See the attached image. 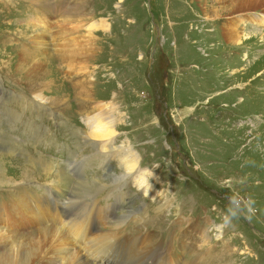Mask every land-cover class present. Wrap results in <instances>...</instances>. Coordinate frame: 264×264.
<instances>
[{
  "label": "rangeland",
  "instance_id": "1",
  "mask_svg": "<svg viewBox=\"0 0 264 264\" xmlns=\"http://www.w3.org/2000/svg\"><path fill=\"white\" fill-rule=\"evenodd\" d=\"M259 19L264 0H0V230L27 240L45 228L23 197L12 202L18 193L42 198L53 188L81 217L83 203L122 204L127 190L125 207L92 227L116 213L136 238L154 232L141 247L151 259H130L148 237H128L107 250L113 264H158L166 254L165 264H264ZM34 83L45 84V99ZM101 112L114 116L112 147L127 143L138 159L119 188L121 156L106 161L114 153L90 140ZM83 160L76 178L67 163ZM83 179L105 187L72 202ZM7 205L12 223L1 218ZM6 223L35 228L17 234Z\"/></svg>",
  "mask_w": 264,
  "mask_h": 264
},
{
  "label": "bare ground",
  "instance_id": "2",
  "mask_svg": "<svg viewBox=\"0 0 264 264\" xmlns=\"http://www.w3.org/2000/svg\"><path fill=\"white\" fill-rule=\"evenodd\" d=\"M73 10H75V9H73ZM263 22H264V20L259 19L257 24H262ZM64 32H66V30L63 31V32H61V31L59 32L60 38H64L63 37V36H65ZM66 45L67 44H63V45H61L62 47L60 45H58V46H59V48H64V47H66ZM34 70H37L35 72L36 74L37 73L39 74L40 71H41L40 67H37V69H34ZM44 85H45L44 83H42L41 85H36V83H34V85L31 86V90L34 91V94H35L36 97L45 99V97H44L45 96L44 95L45 92L43 91ZM104 115H105L104 112H101L99 119L98 120L96 119L98 125L96 127H94V125H93V127L91 129V132H90V140L92 141L91 143H93V147L99 148L100 150H102V149L104 150V152L102 151L100 154H107V153H105L107 151L114 153L111 156L109 154L106 155V157H108L106 159V161L110 160V158H114V157L118 158L119 156H121V158L119 160V163L121 165V170H122L121 172L123 173V175L119 179L115 178V182L119 183L117 185V188H119L122 184L127 182L132 175L135 174V170H136L137 164H138V159L135 157V154L133 153V151L131 149V146H129L128 148L126 147L127 143H125L123 146H114V147H112V143H113L112 141L114 140V134L116 133V131L114 129L115 128L114 121L112 120V118L114 116L111 115V116L104 117ZM84 161L85 160L76 163V169L75 170L77 171L79 176L83 175V169L86 166ZM90 166H91V164H90ZM27 173H29V172H27ZM1 176H2V169H0V177ZM116 177H118V176H116ZM11 182H12V180H8L6 182V184L7 183L9 184ZM81 182H83V183H81V184L79 183V185L76 186L77 189H76V191H74V193H75L74 196L75 197L73 196V198L71 200L72 202H74V200H76V201L82 200V199H78V197L81 196V195H85V197H89L91 193H94L98 189H103L105 187L103 184H100L98 186L91 185V182L87 181V180H84V181H81ZM92 183H95V182H92ZM79 187H80V189L82 187H84L85 190L83 192H79L80 191V190H78ZM22 197H23V199H25V197L23 196V192H22V195L20 193H18V195L16 197H14L12 202L16 201V199L21 200ZM81 197H83V196H81ZM37 201H38V204L41 207L40 211H41L43 217H42L41 220H39L38 218H36L35 214L33 213V215L36 218V221H40V223H42V224L43 223H47V222H56V221H52V218H51V216H52L51 207L49 205V202H48L47 198L46 197L37 198ZM26 202H27V200H26ZM46 202H47V204H46ZM69 205L72 207V206H76L77 204L69 203ZM78 207H79V205H78ZM121 209H122V204L119 201V204L114 205L108 212L110 213L111 210H112V211H115L117 213ZM142 209H141V211H142ZM105 218H107V217H105ZM121 221H122V223H121ZM125 222L126 221L124 219L117 217V215H113V217L111 218L110 222H108V223L104 222L103 223L104 227L101 229L103 231V233L102 234H98V235L96 234L97 237H94L92 239L91 243L94 244V245H97V246H101V247L111 246L113 240L122 237V235L120 234V229H121V227L123 226V224ZM139 222H140V227L145 228V225H144L145 221L140 220ZM180 223H182V222H180ZM63 224H66L70 228L74 229L76 231V234H78L81 231L80 226L75 224V220L74 219H70L67 223H63ZM175 224H177V223H175ZM81 226H82V223H81ZM178 226H179V224H178ZM84 230H86V229H84ZM93 235H95V234H93ZM150 239H151V236H149L146 239L147 242H141V244H138L136 246V248L138 249L139 246H140L139 250L137 251V249H136L135 252H132V253L130 252L128 257L130 259H137V262H140V260L148 261L149 259H151L150 256H148L149 253L147 255H145V253L147 251L144 252V251L141 250V247L144 248V246L147 245L148 241H151ZM115 244H117V243H115ZM133 246H135V243H133ZM0 250H1L0 264H35L36 262L40 263V264H91V263H89L90 260H88L85 257L84 253L81 250L77 249L74 246V244L71 242V240H69V238L58 227H46V228H43L42 232L31 236L27 240L26 239L18 240L17 238L12 237V236L8 235L7 233H5L3 230H0ZM5 250H6V252L3 253V251H5ZM183 250L185 251L186 248H183ZM152 252L153 251H151V253ZM185 255L189 256L188 252H186ZM94 256H93V258H94ZM208 256L211 257L212 254H209ZM108 257H111V256H108ZM169 258L171 259L170 256H169ZM203 259L207 260V258H203ZM110 260H112V259H110ZM93 261L94 260H92V264H95L94 263L95 261L94 262ZM177 261H179V259H177ZM134 263H136V262L134 261ZM180 264H187V263H180ZM191 264H194V263H191Z\"/></svg>",
  "mask_w": 264,
  "mask_h": 264
}]
</instances>
